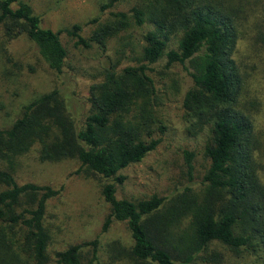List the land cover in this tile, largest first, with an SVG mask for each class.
<instances>
[{"label":"trees","instance_id":"obj_1","mask_svg":"<svg viewBox=\"0 0 264 264\" xmlns=\"http://www.w3.org/2000/svg\"><path fill=\"white\" fill-rule=\"evenodd\" d=\"M107 1L105 8L117 0ZM154 2L150 14L137 7L128 14L115 13V21L92 33L91 40L102 47L125 28L153 24L143 33L139 56L132 59L135 65H113L89 86L88 109L78 125L64 95L72 82L65 74L67 51L59 33L42 28L27 3L0 0L1 42L25 38L55 78L53 88L23 105L9 127L0 128V160L11 167L16 157L38 144L41 162L76 159L78 172L105 179L101 193L110 212L101 232L112 221L125 222L133 241L126 254L136 264L216 263L214 250L219 247L235 254L264 250V182L259 175L264 133L254 115L261 102L253 89L250 95L248 74L234 58L239 41H252L253 83L264 62V0ZM78 31L75 25L66 33L86 46ZM162 59L167 67H183L192 81L182 108L198 131H207L203 156L209 166L200 194L186 186L170 197L119 199L117 188L125 180L121 171L140 163L161 142L154 138L163 127L153 113L157 95L147 72ZM193 158L192 152H184L190 182ZM61 191L18 184L11 169H0V264L97 260V239L48 251L46 207Z\"/></svg>","mask_w":264,"mask_h":264},{"label":"rangeland","instance_id":"obj_2","mask_svg":"<svg viewBox=\"0 0 264 264\" xmlns=\"http://www.w3.org/2000/svg\"><path fill=\"white\" fill-rule=\"evenodd\" d=\"M21 1L31 6L40 18L42 28L59 33L67 51L65 74L72 82L64 95L68 109L79 125L88 109L89 86L101 81L105 71L113 65H117L118 69L135 65L133 60L136 61L139 56L143 33L152 29L153 24L148 21L142 27L125 28L102 47L91 40L92 33L115 21V13L128 14L137 7L150 14L155 2L117 0L111 7L105 8L107 0ZM75 25L80 27L77 34L87 43L86 46L79 43L77 37L66 33ZM251 44L248 39L239 41L234 58L248 74L250 95L253 89L261 102L258 113L254 115L257 127L264 133V62L255 71L252 83ZM147 74L153 80L157 95L153 113L160 123L158 126L163 127L162 133L159 129L155 130L154 138H160L161 142L140 163L121 171L125 180L117 188L116 196L132 201L148 199L152 195L170 197L186 186L200 194L202 178L209 166L203 156L207 131H198L194 120L186 116L182 108L183 98L192 87V81L183 67L177 64L167 67L164 59L149 65ZM54 84L53 74L38 60L29 41L21 37L4 44L0 40V128L9 127L19 116L23 105L49 91ZM38 149V144L34 145L27 153L16 157L11 167L6 160H0V169H11L18 184L62 188L59 196L49 200L46 207L45 225L51 237L48 251L53 253L70 245L97 239V260L93 264H136L126 254L133 241L125 222L112 221L107 230L101 232L110 212V206L101 193L107 181L78 172L79 162L76 159L41 162ZM185 151L194 154L191 182L184 163ZM259 175L264 182V169L259 171ZM255 249L235 254L219 247L214 250L219 256L216 263L198 261L196 264H264L263 248ZM84 255L87 260L91 258L88 249Z\"/></svg>","mask_w":264,"mask_h":264}]
</instances>
